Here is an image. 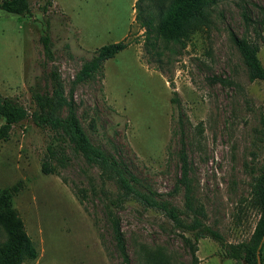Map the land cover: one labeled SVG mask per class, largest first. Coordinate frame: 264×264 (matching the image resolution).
<instances>
[{
    "label": "rangeland",
    "instance_id": "obj_1",
    "mask_svg": "<svg viewBox=\"0 0 264 264\" xmlns=\"http://www.w3.org/2000/svg\"><path fill=\"white\" fill-rule=\"evenodd\" d=\"M136 1L28 0L29 15L0 10V95L31 113L32 91H50L47 75L56 69L91 143L124 164L141 192L168 201L188 222L183 188L176 187L182 140L193 201L206 225L225 243L247 241L258 218L250 190L264 163V83L248 80L232 35L247 36L242 13L259 19L255 5L264 0H219L185 48L146 44ZM261 28L257 57L264 68ZM45 32L52 61L40 41ZM122 40L128 47L93 78L71 84L99 47ZM46 142L47 132L30 118L0 142V212L15 213L28 235L22 264H121L104 208L116 186L70 150L59 177L42 174ZM115 210L130 264H142V251L157 248L174 264H192L184 240L191 234L162 212L133 199ZM196 249L197 264H237L210 238Z\"/></svg>",
    "mask_w": 264,
    "mask_h": 264
},
{
    "label": "trees",
    "instance_id": "obj_2",
    "mask_svg": "<svg viewBox=\"0 0 264 264\" xmlns=\"http://www.w3.org/2000/svg\"><path fill=\"white\" fill-rule=\"evenodd\" d=\"M218 1L169 0L167 4L161 5V0H137L134 5L135 21L144 29L146 44L154 46L157 41H162L165 44L185 48L189 36L208 25L210 12ZM255 8L261 14L259 19H252L246 12L242 13L247 36L237 38L232 35V38L246 67L248 80L264 83V68L257 57L259 43L263 40L261 27L264 24V4L255 5ZM0 10L17 16L30 14L28 0H4L0 2ZM40 41L45 58L52 61V46L47 32L40 37ZM127 47L128 44L123 40L99 47L92 58L82 64L71 84L77 85L93 78L106 60L113 58ZM47 77L50 91L40 89L32 91L34 110L31 113L14 99L0 95V118L3 120L0 125V142L7 138L14 124L30 118L39 130L47 132L45 154L40 165L42 174L59 177V170L65 168L69 162L67 150H70L73 154L81 156L89 167L97 168L103 179L114 183L117 193L114 199H109L104 205L105 220L110 228L114 249L121 264H130V259L115 209L131 199L147 208L162 212L177 229L191 234V239L184 240L189 245L192 264L199 262L195 256L196 244L204 238L217 242L224 250L225 256L237 264H258V256L260 264H264V241L258 248L264 235V163L258 176L253 177L250 190V201L258 217L253 231L247 241L236 244L225 243L217 231L206 225L205 213L194 204L188 177L189 162L182 140L178 151L181 175L176 187L183 188L185 216L188 222L181 218L183 213L168 201L155 199L151 192H141L137 188L136 178L129 173L124 164L91 143L76 116L71 93L65 94L57 70L51 69ZM262 122L264 123V118ZM77 200L83 206L82 199L79 197ZM84 211L87 213L86 208ZM0 231L4 234V239L0 240V264H22L29 250L30 240L20 218L13 212H0ZM141 255L142 264H174L170 256L160 248L145 249Z\"/></svg>",
    "mask_w": 264,
    "mask_h": 264
},
{
    "label": "water",
    "instance_id": "obj_3",
    "mask_svg": "<svg viewBox=\"0 0 264 264\" xmlns=\"http://www.w3.org/2000/svg\"><path fill=\"white\" fill-rule=\"evenodd\" d=\"M264 241V235L262 236V238H261V242H260V244H259V247L258 248H260L261 247V244H262V242ZM257 260H258V264H260V262H259V256L257 257Z\"/></svg>",
    "mask_w": 264,
    "mask_h": 264
}]
</instances>
